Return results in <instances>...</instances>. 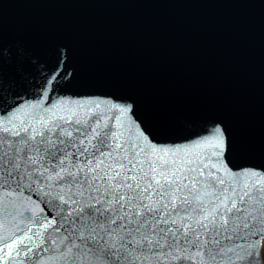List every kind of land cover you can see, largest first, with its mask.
Segmentation results:
<instances>
[{
	"label": "snow or ice",
	"instance_id": "6c2138e0",
	"mask_svg": "<svg viewBox=\"0 0 264 264\" xmlns=\"http://www.w3.org/2000/svg\"><path fill=\"white\" fill-rule=\"evenodd\" d=\"M0 118V264H261L264 167L230 168L219 126L157 142L131 105Z\"/></svg>",
	"mask_w": 264,
	"mask_h": 264
},
{
	"label": "water",
	"instance_id": "95a60500",
	"mask_svg": "<svg viewBox=\"0 0 264 264\" xmlns=\"http://www.w3.org/2000/svg\"><path fill=\"white\" fill-rule=\"evenodd\" d=\"M74 99L169 147L219 126L230 168L264 167V0H0V118Z\"/></svg>",
	"mask_w": 264,
	"mask_h": 264
},
{
	"label": "rangeland",
	"instance_id": "374dc122",
	"mask_svg": "<svg viewBox=\"0 0 264 264\" xmlns=\"http://www.w3.org/2000/svg\"><path fill=\"white\" fill-rule=\"evenodd\" d=\"M263 259H264V246H263Z\"/></svg>",
	"mask_w": 264,
	"mask_h": 264
}]
</instances>
